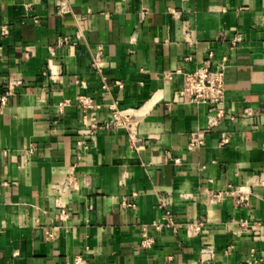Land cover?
Listing matches in <instances>:
<instances>
[{"label": "crops", "instance_id": "1", "mask_svg": "<svg viewBox=\"0 0 264 264\" xmlns=\"http://www.w3.org/2000/svg\"><path fill=\"white\" fill-rule=\"evenodd\" d=\"M209 52L214 65L227 61L226 118L191 149L209 107L177 96ZM10 83L0 264H264V0H0V93ZM111 106L131 116L134 145L128 130L109 127L84 151V132L108 122ZM247 108L260 113L246 120ZM74 166L76 190L64 194ZM165 210L175 229L158 232Z\"/></svg>", "mask_w": 264, "mask_h": 264}, {"label": "built area", "instance_id": "2", "mask_svg": "<svg viewBox=\"0 0 264 264\" xmlns=\"http://www.w3.org/2000/svg\"><path fill=\"white\" fill-rule=\"evenodd\" d=\"M8 30L5 27L1 29V35H7ZM78 37H80L78 35ZM65 40H59L58 44L61 45ZM103 49L99 48L95 54L93 61V66L99 68L100 61L102 58ZM214 55L209 52L208 59L201 65L198 66L193 72L184 74V83L180 91L178 92L177 102L180 103H190V104H204L209 107L208 116V127L206 129H201L193 133L190 137L189 148L196 149L205 145V138L214 128H217L221 121L226 118L225 110V71L227 69V61L222 60L217 65L213 63ZM192 61V56H187L184 59L185 64ZM117 85L120 86L119 83ZM15 84L10 83L8 86L4 87L0 93V108L6 106L9 103L10 98L13 96V89ZM77 102L86 110H93L100 108L96 106L94 102L89 98H78ZM71 102L66 101L59 104L58 108L60 111L64 110ZM264 108V99L261 102ZM110 120L105 124H99L98 122H93L89 128L84 132L87 136V140H82L78 143L79 146L83 147L85 151L87 146L95 138L96 134L100 130L108 129L109 127H114L116 129H125L130 132V138L132 146L134 145V132L133 124L131 122V116L128 113L120 112L116 106H111L110 108ZM258 110L252 108H247L243 112V118L246 120H252L257 115H259ZM230 120H234L233 117ZM229 144V138L225 133H222L219 138V146L225 147ZM33 153V148L29 150V154ZM79 159V157L77 156ZM178 162V160H177ZM75 166L69 172L66 181L60 186V192L64 194H70L76 190V180L77 177L74 171ZM220 200V195H211L210 203H215ZM121 206L125 210H134L136 204L127 199H123ZM58 218L61 222L65 223L69 220L70 214L60 208L58 212ZM260 226L251 225L247 223H239V228L241 231H252L254 228ZM155 229L161 232L165 229H175V222L171 216V212L168 210L164 211L163 221L154 224ZM185 229L189 235H196L201 232V225L198 224H186ZM52 234H48L47 238H51ZM153 245V241L150 239H144L142 246L144 248H150ZM76 264H83L80 258L77 259ZM244 264H256V262H245Z\"/></svg>", "mask_w": 264, "mask_h": 264}]
</instances>
